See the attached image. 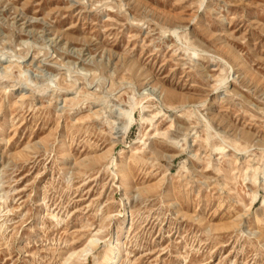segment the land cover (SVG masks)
I'll list each match as a JSON object with an SVG mask.
<instances>
[{
  "label": "rangeland",
  "instance_id": "1",
  "mask_svg": "<svg viewBox=\"0 0 264 264\" xmlns=\"http://www.w3.org/2000/svg\"><path fill=\"white\" fill-rule=\"evenodd\" d=\"M111 249L264 264V0H0V264Z\"/></svg>",
  "mask_w": 264,
  "mask_h": 264
},
{
  "label": "bare ground",
  "instance_id": "2",
  "mask_svg": "<svg viewBox=\"0 0 264 264\" xmlns=\"http://www.w3.org/2000/svg\"><path fill=\"white\" fill-rule=\"evenodd\" d=\"M154 89H156V88L154 87ZM119 166H121V163H119ZM95 244H96V239H92V238L89 239L87 248H85L82 252L87 255V253L89 252L90 246H93ZM113 252H114L113 249H111L108 252V254L102 260L103 264H108L109 260L111 259L112 255H113ZM67 261H68V258L67 259H60L58 262H59V264H66Z\"/></svg>",
  "mask_w": 264,
  "mask_h": 264
}]
</instances>
